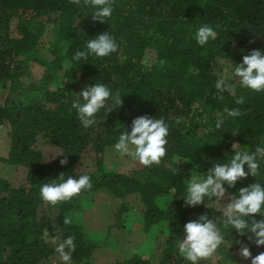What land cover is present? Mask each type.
I'll return each mask as SVG.
<instances>
[{"label":"trees","instance_id":"trees-1","mask_svg":"<svg viewBox=\"0 0 264 264\" xmlns=\"http://www.w3.org/2000/svg\"><path fill=\"white\" fill-rule=\"evenodd\" d=\"M202 24L218 33L206 50L192 38ZM104 31L116 38L117 52L71 69L65 66L87 39ZM255 48L264 49V0H114L112 18L105 24L92 20L74 0H0V129L10 130L3 162L19 170L23 179L12 186L0 175V264H60L51 240L61 242L68 235L76 242L73 264H103L96 253L104 236L91 237L80 220L85 205L98 202L108 203L111 228H120L125 214L138 211L145 231L158 232L168 220L173 233L166 236L161 228L149 258L135 253L105 264H189L174 251L177 238L185 235L182 225L207 214L223 228L231 194L255 182L264 184V174L254 177L249 172L234 188L225 184L218 202L191 207L182 198L183 183L192 171L207 175L264 135V93L238 89L236 95L243 94L246 102L236 105L227 92L218 100L214 88L226 64L242 62ZM32 62L44 68L38 81L30 72ZM96 81L121 90L122 105L101 110L96 125L85 130L69 109L81 89ZM225 106L239 107L243 115L229 119L220 133L214 122ZM141 115L168 122L167 156L150 169L127 158V172L106 170L104 156L124 130L122 125L130 132L132 120ZM236 127L240 132L233 136ZM218 135L221 141L211 144ZM183 155L193 159L185 163L182 157L178 174H173L172 157ZM65 157L67 163L61 165ZM61 173L88 174L92 188L58 206L44 204L38 185ZM168 196L172 199L165 201ZM165 202L167 207H162ZM69 213L76 219L66 226ZM225 240L215 260L203 264H223L224 253L239 264H250L236 243L246 238L231 229ZM250 247L253 256L264 252V247Z\"/></svg>","mask_w":264,"mask_h":264},{"label":"clouds","instance_id":"clouds-1","mask_svg":"<svg viewBox=\"0 0 264 264\" xmlns=\"http://www.w3.org/2000/svg\"><path fill=\"white\" fill-rule=\"evenodd\" d=\"M74 3L82 9H86L92 20L100 24L107 23L114 12V0H74ZM217 29L208 24H202L192 33L198 47L207 49L208 46L217 40ZM83 50H77L68 60L65 66L71 69L81 61H89V58L103 59L117 52L118 43L114 35L109 31L87 39ZM146 68L150 69L151 64L146 63ZM67 80V78H65ZM235 83H229V81ZM59 83V82H58ZM214 88L218 90L215 95L218 100L224 99V92L235 97L236 105L245 104L243 94L236 95L238 89H243L250 93H264V49L255 48L243 55L242 62L235 65L226 64L222 73H217ZM122 91L114 90L104 82L89 84L77 94L75 101L71 103L69 111L75 110L76 117L82 127L87 130L97 123V115L104 110L111 111L119 108L123 100ZM243 113L239 107L225 106L223 114L218 115L214 122L215 130L222 133L226 122L236 120ZM213 127L212 125L209 126ZM124 129L120 132L118 139L113 144L114 154L120 159L131 158L150 169L160 165L162 159L167 156L170 136V126L163 117H153L141 115L131 122V131ZM240 132L238 127L233 128L232 135L236 136ZM222 135L213 137L211 144H218ZM235 148L236 145L234 144ZM185 163L192 161V156L172 157L173 174H178L177 165L181 158ZM61 165L67 163V157L60 161ZM247 166L248 172L245 171ZM199 167V166H197ZM249 172L252 176L264 174V135H261L258 142L251 148L238 149L231 156L228 163L224 165L216 164L209 169L207 175L198 174L192 171L190 179L183 183L182 198L188 206L195 207L205 202H218L224 197L226 188L235 187L242 178H247ZM39 198L47 205L58 206L72 201L82 192L92 188V180L88 174L78 176L61 173L58 178L50 182H42L38 185ZM231 203L224 208L223 228H218L214 219H210L207 214H201L198 219L190 220L182 225L184 238H177L174 251L183 257L189 264H203L209 258L215 260L222 244H226L225 237L229 230L235 229L236 233L245 240H238L240 244L239 255L245 260L250 259V264H264V252L253 256L250 245L257 248L264 247V184L255 182L249 186L240 187L238 192L231 194ZM171 196L165 198L170 201ZM167 207V202L161 205ZM257 215L259 218L257 219ZM76 217L69 213L64 218V225H72ZM179 226V225H178ZM163 228L164 235L171 236L168 220L159 226ZM47 236V232L44 234ZM54 252L60 264H73V253L76 251L75 237L68 235L61 242L53 238ZM151 243L141 249L142 252L151 251ZM223 264H239L233 261L227 253H224Z\"/></svg>","mask_w":264,"mask_h":264},{"label":"rangeland","instance_id":"rangeland-1","mask_svg":"<svg viewBox=\"0 0 264 264\" xmlns=\"http://www.w3.org/2000/svg\"><path fill=\"white\" fill-rule=\"evenodd\" d=\"M30 72L34 80H40L44 73V68L37 62L31 63ZM223 70L220 71L222 73ZM233 83V81H229ZM44 143V138L38 140L39 147ZM10 149V130L0 129V175L11 182L12 186L18 185L23 180L20 176V171L14 166L4 163V159L8 157ZM127 158L120 159L114 154V148L107 150L104 156V166L106 170H125L130 167V163L125 164ZM181 163V160L179 162ZM127 172V171H126ZM80 220L85 226L88 235L94 238L104 236V243L97 251L96 257L105 264L125 257H130L133 254H139L149 258L152 251L157 247L155 243L156 237L161 235V228H152L150 231H145V224L141 213L132 211L123 216V222L120 228H111L112 217L109 212L108 203H90L85 205L80 213ZM189 222V221H188ZM160 240V239H159ZM148 243H151L150 252H142L141 249Z\"/></svg>","mask_w":264,"mask_h":264}]
</instances>
